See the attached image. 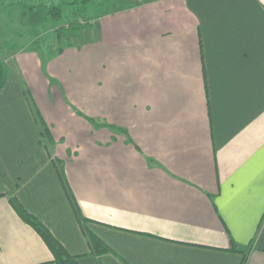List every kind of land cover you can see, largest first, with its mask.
I'll return each mask as SVG.
<instances>
[{
  "label": "crops",
  "instance_id": "obj_1",
  "mask_svg": "<svg viewBox=\"0 0 264 264\" xmlns=\"http://www.w3.org/2000/svg\"><path fill=\"white\" fill-rule=\"evenodd\" d=\"M107 21L47 60L11 53L0 264H54L11 198L79 264H264V0H162ZM42 71L110 129L67 133Z\"/></svg>",
  "mask_w": 264,
  "mask_h": 264
},
{
  "label": "rangeland",
  "instance_id": "obj_2",
  "mask_svg": "<svg viewBox=\"0 0 264 264\" xmlns=\"http://www.w3.org/2000/svg\"><path fill=\"white\" fill-rule=\"evenodd\" d=\"M162 0H0V63L7 68L12 64V52L35 51L43 60L50 53L72 43L87 40L95 32H108L104 26L111 15L117 16L133 8L157 3ZM10 7L8 10L5 8ZM72 25V26H71ZM83 26L79 32H69L68 28ZM9 72V71H7ZM15 72V71H12ZM18 72V71H17ZM21 72V71H20ZM46 83L38 82L42 102L53 103L51 88L57 97V108L52 109L53 117L64 122L69 134L109 130L111 125L98 119L93 113L91 97L89 108L78 107L86 95L72 90L64 92L60 80L42 71ZM46 74V75H45ZM48 134L44 130L43 142L48 145Z\"/></svg>",
  "mask_w": 264,
  "mask_h": 264
},
{
  "label": "trees",
  "instance_id": "obj_3",
  "mask_svg": "<svg viewBox=\"0 0 264 264\" xmlns=\"http://www.w3.org/2000/svg\"><path fill=\"white\" fill-rule=\"evenodd\" d=\"M71 26H69L68 28L69 32H79L83 28V26H78L76 28H71ZM7 76L8 72L6 71L5 67L0 63V91L5 84ZM10 203L12 204L15 211L20 215L22 220L26 222V224H28L30 227H32L44 240V242L53 254L54 264H79L78 258L70 255L64 249V247L54 238L50 231L40 222V220H38L36 217L24 210V208L21 206L17 199L11 198ZM76 213L78 215L80 223L82 224V226H84L86 224V219L81 216L80 212L78 211V208L76 209ZM86 235L96 255L101 256L102 254L108 252V247L102 241L96 238L93 234L86 232Z\"/></svg>",
  "mask_w": 264,
  "mask_h": 264
}]
</instances>
